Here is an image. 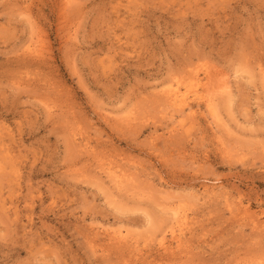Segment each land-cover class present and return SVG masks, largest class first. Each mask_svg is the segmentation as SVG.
I'll return each instance as SVG.
<instances>
[{
    "label": "rangeland",
    "instance_id": "1",
    "mask_svg": "<svg viewBox=\"0 0 264 264\" xmlns=\"http://www.w3.org/2000/svg\"><path fill=\"white\" fill-rule=\"evenodd\" d=\"M0 264H264V0H0Z\"/></svg>",
    "mask_w": 264,
    "mask_h": 264
},
{
    "label": "bare ground",
    "instance_id": "2",
    "mask_svg": "<svg viewBox=\"0 0 264 264\" xmlns=\"http://www.w3.org/2000/svg\"><path fill=\"white\" fill-rule=\"evenodd\" d=\"M36 42H37V41H36ZM228 91L230 92V90H228ZM170 92H171V93H170L171 96H173L175 100H178L179 96L177 95V91H172V90H171ZM180 103L183 104V103H182V100H180ZM122 185H123V184H122ZM174 212H175V211H174ZM181 217H182V216H181ZM184 217H185V216H184ZM178 219H179V218H178ZM177 221H178V220H177ZM176 223H177V222H176ZM185 229H186V228H185ZM111 239H112V238H111ZM175 240H176V239H175ZM178 240H179V239H178Z\"/></svg>",
    "mask_w": 264,
    "mask_h": 264
}]
</instances>
